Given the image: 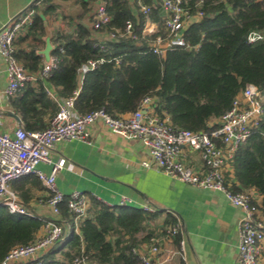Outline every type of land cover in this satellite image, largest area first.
Wrapping results in <instances>:
<instances>
[{
	"label": "trees",
	"instance_id": "obj_1",
	"mask_svg": "<svg viewBox=\"0 0 264 264\" xmlns=\"http://www.w3.org/2000/svg\"><path fill=\"white\" fill-rule=\"evenodd\" d=\"M82 1L84 7H93L98 0ZM103 1L110 22L97 32L82 21L72 31H53L54 65L48 74L9 96L10 107L25 130L47 127L67 97L74 96L77 113L103 108L116 116L136 110L150 96L154 111L160 117L167 115L173 127L209 131L218 127V119L246 83L264 88V40L247 41L252 31L264 33V0H183L191 13L202 11L203 15L184 30L186 46H175L164 55L150 48L157 35L165 34L156 0H141L152 6L148 17L156 25L153 34L142 33L144 16L136 1ZM29 8L32 23L18 38L30 39L31 44L17 48L15 56L26 71L40 72L44 64L37 47L43 44L44 15L52 13L55 4L35 0ZM127 20L133 24L136 40L120 35L104 38L106 32H122ZM89 61H95L94 67H87ZM262 108L258 124L235 152L232 169L234 189L255 190L262 197L264 214V101ZM157 216L158 212L108 206L92 199L77 232L74 215L63 201L62 235L41 255L40 263L70 264L75 255H84L91 264H142L133 248L159 235L160 229L165 234L166 227L175 223L169 215L158 225ZM42 226L43 217L12 214L0 205V261L13 246L35 241ZM179 239L180 235L173 236L175 247Z\"/></svg>",
	"mask_w": 264,
	"mask_h": 264
},
{
	"label": "built area",
	"instance_id": "obj_2",
	"mask_svg": "<svg viewBox=\"0 0 264 264\" xmlns=\"http://www.w3.org/2000/svg\"><path fill=\"white\" fill-rule=\"evenodd\" d=\"M136 1L139 11L144 16L143 34L156 32V25L148 15L152 6ZM161 9L162 25L165 34L157 35L150 42L154 53L164 55L175 46H186L183 32L194 20L200 19L202 11L191 13L183 0H156ZM90 27L95 32L107 25L111 16L105 2L98 0L93 4ZM33 20V10L27 9L9 19L0 27V57L5 63L7 86L5 93L12 96L25 83H35L46 76L54 65L53 58L45 63L40 72H28L16 58V39L24 34ZM117 35L136 40L130 20L125 22L124 30L104 33V38ZM264 40V33L252 31L247 41L253 43ZM117 62V61H116ZM95 61H89L92 68ZM49 95L53 94L49 92ZM74 96L67 97L59 103L58 111L44 129L28 131L17 125L11 131L2 129L0 115V205L9 213L25 216H37L18 195L9 188L11 181L25 175L35 176L45 190L44 197L38 203L46 205L50 217H43L40 235L35 241L13 246L0 264H41L40 257L61 237L63 228L59 221L60 204L65 201L70 213L74 215L75 230L78 223L87 215L90 198L79 190L63 194L56 185L60 172L68 168L64 157L53 159L56 145L62 141L77 139L88 141L90 126L101 122L113 133L126 138L138 140L147 150L148 158L141 162L143 167L154 168L191 186L222 192L227 200L242 211L238 223V242L236 264H258L261 255V241L264 239V222L259 217L260 200L249 190H235L237 185L233 175L232 161L238 147L247 139L263 113L264 88L246 83L234 97L231 107L218 119V127L209 131H192L177 129L172 126L169 117H160L153 109V98L142 99L136 110L120 115H111L103 108L85 113H77L73 108ZM146 109L143 112V109ZM183 149L197 152L201 159L199 165L186 162ZM40 164L49 166V171L40 168ZM126 199L120 205H126ZM143 211L153 213L155 207L146 205ZM180 235L176 253L178 264H186L184 258L185 240L182 238L180 219L166 227L165 234L151 236L143 246L133 248L142 264H159L157 261L164 239L172 240ZM70 264H91L84 255H75Z\"/></svg>",
	"mask_w": 264,
	"mask_h": 264
},
{
	"label": "crops",
	"instance_id": "obj_3",
	"mask_svg": "<svg viewBox=\"0 0 264 264\" xmlns=\"http://www.w3.org/2000/svg\"><path fill=\"white\" fill-rule=\"evenodd\" d=\"M34 1L0 0V27L19 13L31 9L29 6ZM52 2L55 8L52 13L44 15L43 44L37 47L43 64L50 63L52 59L53 31H72L78 21L90 24L93 8L92 5L84 7L82 0ZM36 4L42 8L40 2ZM26 33L27 31L20 36ZM30 44V39L21 41L18 38L16 47L27 49ZM7 82L5 63L0 57L2 129L11 131L21 125V122L20 119L17 120L18 116L11 109L9 96L4 91ZM51 97L55 99V94ZM46 120L44 117V121ZM89 130L88 141L65 140L58 143L52 153L53 159L62 156L68 164V168L63 169L56 178V185L63 194L79 190L90 201L95 199L108 206L120 205V200L126 199V205L132 207H155V212H158V225L169 215L180 219L182 238L185 240L186 264H236L238 223L242 216L240 208L230 204L220 191L197 188L154 168L143 167L141 162L148 158V153L138 140L123 138L98 121ZM183 151L189 164L199 165L202 162L197 152L187 149ZM40 168L49 171L46 164H40ZM9 188L37 216H52L46 205L37 202L44 197L45 190L35 176L25 175L11 181ZM249 191L261 203L262 197L253 189ZM259 217L264 222L261 209ZM142 235L143 233L139 234ZM145 244L146 241H142L138 246ZM161 247L157 259L159 264H178L177 247L173 241L164 239ZM258 264H264V239L261 241Z\"/></svg>",
	"mask_w": 264,
	"mask_h": 264
},
{
	"label": "water",
	"instance_id": "obj_4",
	"mask_svg": "<svg viewBox=\"0 0 264 264\" xmlns=\"http://www.w3.org/2000/svg\"><path fill=\"white\" fill-rule=\"evenodd\" d=\"M145 110H146V109L144 108L142 111H143V112H145ZM15 117H16V116H15ZM16 118H17V120H19V118H18V117H16Z\"/></svg>",
	"mask_w": 264,
	"mask_h": 264
}]
</instances>
